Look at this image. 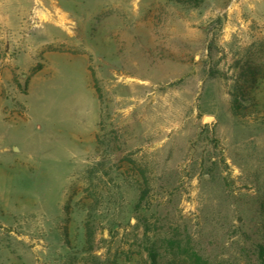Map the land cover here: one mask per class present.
Listing matches in <instances>:
<instances>
[{"label":"rangeland","instance_id":"374dc122","mask_svg":"<svg viewBox=\"0 0 264 264\" xmlns=\"http://www.w3.org/2000/svg\"><path fill=\"white\" fill-rule=\"evenodd\" d=\"M165 230L256 264L264 0H0V264H150Z\"/></svg>","mask_w":264,"mask_h":264},{"label":"trees","instance_id":"16d2710c","mask_svg":"<svg viewBox=\"0 0 264 264\" xmlns=\"http://www.w3.org/2000/svg\"><path fill=\"white\" fill-rule=\"evenodd\" d=\"M192 2H197V0H192ZM242 101L244 100L235 96L234 106L237 107ZM92 210L93 208L90 207V211ZM114 226V223H110V231ZM83 229L85 231V245L87 249L91 251L95 236L94 223L90 220H84ZM157 231V229H154V232ZM170 232V230H165V238L159 248L156 246H152L150 248L145 249V262L150 264H159V262H163L167 259H170L171 263L174 264H233L209 262L208 260L204 259L201 255H199L195 251V249L192 248L189 244H186L184 240H180L173 237ZM160 251H163V253L160 254ZM251 254L253 255V257H255L256 264H264V236H262L259 240H255V242L251 244Z\"/></svg>","mask_w":264,"mask_h":264},{"label":"water","instance_id":"95a60500","mask_svg":"<svg viewBox=\"0 0 264 264\" xmlns=\"http://www.w3.org/2000/svg\"><path fill=\"white\" fill-rule=\"evenodd\" d=\"M213 119L211 117H205L204 122L205 123H210Z\"/></svg>","mask_w":264,"mask_h":264}]
</instances>
